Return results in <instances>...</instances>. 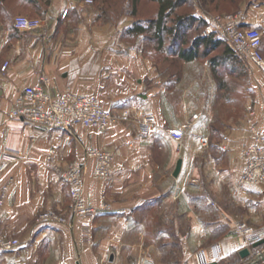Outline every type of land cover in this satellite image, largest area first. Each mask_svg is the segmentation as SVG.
Listing matches in <instances>:
<instances>
[{"label": "crops", "instance_id": "crops-1", "mask_svg": "<svg viewBox=\"0 0 264 264\" xmlns=\"http://www.w3.org/2000/svg\"><path fill=\"white\" fill-rule=\"evenodd\" d=\"M73 1L63 16L66 0H0V69L7 63L0 70V163L7 151L21 153L0 173V189L12 179L0 231L20 243L0 250V264H226L233 255L240 263L264 264V245L253 248L233 233L237 222L264 228V184H238L242 150L253 139L245 122L250 111L256 131H264V74L227 45L245 70L221 47L204 66L174 56L158 63V53L133 46L124 34L144 20L140 6L135 16L122 11L105 20V4L129 7L131 0H94L97 8ZM19 15L40 19L43 27L17 31ZM240 16L243 26L261 31L264 56V1ZM42 76L53 95L70 90L97 97L115 122L105 131L76 126L67 132L12 118L15 100ZM192 115L198 120L178 150L168 131ZM146 116L152 122L143 133ZM90 149L113 153L107 180L93 177ZM49 150L62 168L85 167V199L95 215L72 213L69 187L46 160ZM45 212L65 223L38 224Z\"/></svg>", "mask_w": 264, "mask_h": 264}, {"label": "built area", "instance_id": "built-area-1", "mask_svg": "<svg viewBox=\"0 0 264 264\" xmlns=\"http://www.w3.org/2000/svg\"><path fill=\"white\" fill-rule=\"evenodd\" d=\"M83 7L92 6V0H82ZM75 5L73 0H66V8L62 15L65 16L69 9ZM14 28L20 32H33L43 27V21L24 16H17L14 19ZM214 35L222 38L228 47L240 57L244 58L260 73L264 74V56L261 51L263 35L261 31L254 27L243 26L240 15H215L208 19L202 31L203 37ZM7 68V63L1 67V72ZM50 81L42 76L39 83L34 87H29L15 100L14 108L10 116L14 119L41 124L49 129L71 131L76 126L105 131L115 122L112 112L104 109L98 98L95 96L77 95L70 90L53 95L50 92ZM123 117L127 113H122ZM254 112L250 111L246 117V125L253 133L252 143L242 150L244 165L240 173L238 184L240 186H257L264 184V131L257 132L253 122ZM198 120L197 115H192L185 123L177 129L168 131V135L176 144L178 150L182 148L184 136L192 129ZM152 122L151 116H146L142 123V132L147 133L149 124ZM201 145L206 147L208 138L201 139ZM21 157L20 152L7 151L0 163V173L5 172L9 166ZM86 158L95 162L93 177L105 181L110 176L111 166L114 160L113 153L98 149L86 151ZM46 160L53 171L68 185L70 193L71 211L75 215L86 218L95 215L96 209L89 206L85 199L83 178L85 167L68 164L60 167L55 160V153L49 150ZM9 179L0 189V211L3 208L9 185ZM105 198V192L101 193ZM101 208H106L105 203ZM38 224L65 223L64 218L53 213L45 212L37 216ZM233 233L240 237L248 246H252L264 239V228L256 229L244 222L234 224ZM17 239L3 237L0 231V250L10 252L19 246Z\"/></svg>", "mask_w": 264, "mask_h": 264}, {"label": "trees", "instance_id": "trees-1", "mask_svg": "<svg viewBox=\"0 0 264 264\" xmlns=\"http://www.w3.org/2000/svg\"><path fill=\"white\" fill-rule=\"evenodd\" d=\"M157 5V10L153 18L147 20H136L124 32L125 36L134 38L150 34V40L155 44L154 52L167 56H174L184 62H193L201 58H207L212 51L222 48V54L238 62L235 56L226 46H223L221 40L214 35L203 37L202 32L193 37L189 43V34L193 29L201 28L202 31L206 22L194 15H175V12L181 6L187 5L189 0H150ZM215 0H210V2ZM140 0H131L130 14L136 15L137 6ZM218 7L215 8L217 10ZM103 19H110L118 12L116 3L105 4L102 7ZM145 22V23H144ZM166 39L168 45L165 48ZM202 48V49H201ZM201 50V51H200ZM213 57L211 60H216ZM238 262L237 256L229 257V260ZM228 260V261H229Z\"/></svg>", "mask_w": 264, "mask_h": 264}, {"label": "rangeland", "instance_id": "rangeland-1", "mask_svg": "<svg viewBox=\"0 0 264 264\" xmlns=\"http://www.w3.org/2000/svg\"><path fill=\"white\" fill-rule=\"evenodd\" d=\"M92 1H93V4H92V6H89V7L91 8V7L95 6V8H97V3H95L94 0H92ZM254 1L257 2V0H215L212 2H210V0H189V3L187 5L181 6L180 8H178L176 10L175 15H191L192 14L195 16V15H197V13H202V14L206 15L208 17V19L212 16H215V15H241V13L246 8H249L252 5V2H254ZM260 1H264V0H260ZM138 6H140L139 7V10H140L139 16L144 20L153 18V16L156 13V10L154 11V9L157 8V5L154 8V6L152 5V2L150 0H140V2L138 3ZM89 7H86V8H89ZM216 7H218L217 10H215ZM129 8L130 7H128L127 5L122 3L121 5H118V7H117L118 12L117 13L122 12V11L124 13L128 12ZM19 16H23V15H19ZM24 17H27V16H24ZM27 18H30V17H27ZM32 19H34V18H32ZM201 32H202L201 28L193 29L189 34V43L193 39V37H195L196 35H199ZM150 37H151L150 34H146L144 36L134 37L133 39H131V44L135 47H139V49L143 48L145 51H152L153 55H154L155 44L153 41L150 40ZM218 39H222V38H218ZM262 40H263V38H262ZM221 43L223 46L227 45L224 40H221ZM167 45H168V40L166 39L165 48L167 47ZM216 54H218V52L210 54V56L207 58L199 59V63L202 66H204V63L206 61H208L209 59H212L213 57H215ZM155 57H156V60L158 63H163L167 59V57L165 55H161V54H158L157 56L155 54ZM234 63L235 62L233 61L232 65ZM236 64L238 65V69L240 67L241 68L245 67L244 66L245 61H242L240 59H238V62L236 61ZM243 70H245V68ZM202 75H203V73H202ZM233 86H235V84ZM233 93H234V87H233ZM70 209H71V202H70ZM59 216H61V215H59ZM61 217L64 218L63 216H61ZM36 219H37V217H36ZM64 220H65V218H64ZM226 264H246V263L235 262V260L233 259L231 261L230 260L227 261Z\"/></svg>", "mask_w": 264, "mask_h": 264}, {"label": "water", "instance_id": "water-1", "mask_svg": "<svg viewBox=\"0 0 264 264\" xmlns=\"http://www.w3.org/2000/svg\"><path fill=\"white\" fill-rule=\"evenodd\" d=\"M180 167H181V160H178L177 164H176V168L174 170L173 176L176 177L180 171ZM264 245V239L258 241L257 243L253 244L252 247L253 248H258L260 246ZM249 255V252L247 249H243L242 251L239 252V256L241 258H245ZM209 264H217V263H209Z\"/></svg>", "mask_w": 264, "mask_h": 264}]
</instances>
